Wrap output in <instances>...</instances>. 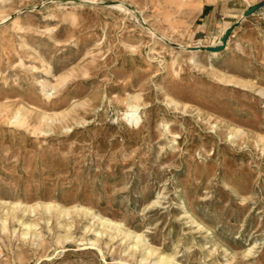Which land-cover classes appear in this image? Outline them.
Masks as SVG:
<instances>
[{"label":"rangeland","instance_id":"1","mask_svg":"<svg viewBox=\"0 0 264 264\" xmlns=\"http://www.w3.org/2000/svg\"><path fill=\"white\" fill-rule=\"evenodd\" d=\"M168 257L264 264V0H0V264Z\"/></svg>","mask_w":264,"mask_h":264},{"label":"bare ground","instance_id":"2","mask_svg":"<svg viewBox=\"0 0 264 264\" xmlns=\"http://www.w3.org/2000/svg\"><path fill=\"white\" fill-rule=\"evenodd\" d=\"M180 1V0H179ZM171 2V1H170ZM174 2V1H173ZM170 4V3H169ZM200 5V4H199ZM171 6V5H170ZM173 8V7H172ZM168 9V8H167ZM174 10V9H173ZM160 11V10H159ZM175 13H176V11H175ZM165 14V13H164ZM171 15V14H170ZM169 16V15H168ZM168 21V20H167ZM171 21V20H170ZM169 22V21H168ZM154 31V30H153ZM199 46V45H198ZM208 46H213V45H207L206 47H208ZM202 47H205L204 45H202V46H199V48H202ZM198 49V48H197ZM209 52L212 54V55H216V54H218L219 53V51H217V50H214V49H210L209 50ZM53 89V88H52ZM49 92H50V90H49ZM48 93V92H47ZM50 95V94H49ZM126 103V102H125ZM138 109V106L137 105H131L130 106V111H127L126 112V115H129L131 112H136V110ZM19 114V113H18ZM134 115V114H133ZM18 116V115H17ZM20 116V115H19ZM131 116V115H130ZM138 117L135 115V116H132L131 118H129L130 120H136ZM129 120V121H130ZM15 121H16V118H15ZM132 121V122H133ZM164 259V258H163ZM166 260H167V263L168 264H175L173 261H172V259L171 258H166Z\"/></svg>","mask_w":264,"mask_h":264},{"label":"water","instance_id":"3","mask_svg":"<svg viewBox=\"0 0 264 264\" xmlns=\"http://www.w3.org/2000/svg\"><path fill=\"white\" fill-rule=\"evenodd\" d=\"M225 41H226V36H224V38H223V43H225ZM205 48H207V49H214V50H218L219 49V47H216V46H208V47H205Z\"/></svg>","mask_w":264,"mask_h":264},{"label":"trees","instance_id":"4","mask_svg":"<svg viewBox=\"0 0 264 264\" xmlns=\"http://www.w3.org/2000/svg\"><path fill=\"white\" fill-rule=\"evenodd\" d=\"M207 9H208V6L206 7L205 13H206Z\"/></svg>","mask_w":264,"mask_h":264}]
</instances>
